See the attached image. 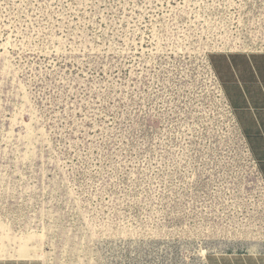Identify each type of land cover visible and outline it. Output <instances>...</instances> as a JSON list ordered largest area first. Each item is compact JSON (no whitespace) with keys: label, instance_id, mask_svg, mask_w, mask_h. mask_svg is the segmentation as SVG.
<instances>
[{"label":"rangeland","instance_id":"1","mask_svg":"<svg viewBox=\"0 0 264 264\" xmlns=\"http://www.w3.org/2000/svg\"><path fill=\"white\" fill-rule=\"evenodd\" d=\"M263 49L264 0H0V259L264 252V182L209 62Z\"/></svg>","mask_w":264,"mask_h":264},{"label":"crops","instance_id":"2","mask_svg":"<svg viewBox=\"0 0 264 264\" xmlns=\"http://www.w3.org/2000/svg\"><path fill=\"white\" fill-rule=\"evenodd\" d=\"M209 62L264 182V52L217 51L209 55ZM0 264L44 262L0 259ZM207 264H264V252L213 254Z\"/></svg>","mask_w":264,"mask_h":264},{"label":"built area","instance_id":"3","mask_svg":"<svg viewBox=\"0 0 264 264\" xmlns=\"http://www.w3.org/2000/svg\"><path fill=\"white\" fill-rule=\"evenodd\" d=\"M253 51H260V52H264V49L263 50H253ZM253 51H245V52H253ZM215 75V74H214ZM215 80H216V82H217V84H218V86H219V88L222 90V88H221V86H220V84H219V81H218V79H217V77H216V75H215ZM228 109H231V107H229L228 106ZM232 111V110H231ZM233 113V112H232ZM234 116V115H233ZM235 119V118H234ZM254 163L256 164V162L254 161ZM256 167H257V164H256Z\"/></svg>","mask_w":264,"mask_h":264}]
</instances>
